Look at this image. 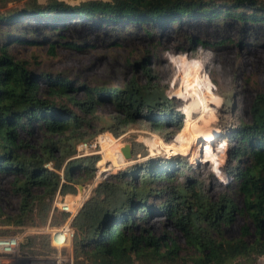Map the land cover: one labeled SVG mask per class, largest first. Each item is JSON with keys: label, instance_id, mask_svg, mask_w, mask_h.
I'll use <instances>...</instances> for the list:
<instances>
[{"label": "trees", "instance_id": "1", "mask_svg": "<svg viewBox=\"0 0 264 264\" xmlns=\"http://www.w3.org/2000/svg\"><path fill=\"white\" fill-rule=\"evenodd\" d=\"M12 1L0 0V9ZM216 1L222 0H92L73 7L48 0L46 7L36 9L37 1L33 0V6L24 13L55 22L79 16L98 25L226 18L244 23L264 22V0H225L221 4ZM18 18L0 14V22ZM30 42L8 32L0 36V181L4 176H12V192L20 199L15 214H6L0 208V226L9 229L44 226L49 222L51 226H60L68 220L66 213L61 220L50 217L54 199L58 192L63 197L77 195L79 185L94 180L101 157H75L79 145L94 140L100 133L108 131L118 138L143 120H148L155 132L167 131L173 126L175 130L170 135L174 136L183 130L181 113L173 108L150 68L142 66L145 85L139 84L136 78L120 88L76 85L70 78L53 77L48 72L40 74L28 61L17 60L9 53L12 44ZM41 75L49 82V95L39 86ZM80 92L83 96L78 98ZM109 102L114 104L115 114L107 118V124L98 132L95 123L105 119L98 115V108ZM225 104L228 107L229 101ZM251 117V124H241L228 138L230 143L236 142L234 147L230 144L228 159L236 164L231 167V173L236 174V192L244 198L242 210L228 195L213 200L198 181L174 180L188 167L183 158L174 162L150 159L96 186L72 221L75 264H135L137 261L232 264L238 260L256 264L259 257H264L263 93L255 97ZM34 126L43 130L47 138L40 154L26 155L21 152L28 147L21 133H30ZM228 140L221 130H210V148L216 165L226 158ZM48 165L53 169L47 168ZM161 181L171 184L158 188ZM153 198L165 201L157 206L151 202ZM157 213H164L166 220L180 231L193 256L182 257L183 249L172 237H156L146 230L139 232L140 224ZM237 215L246 217L253 225V240L247 225L240 237H225V228L232 225ZM18 232L21 231L4 230L0 235ZM39 245L52 251L50 236L42 240L28 236L22 251L45 255Z\"/></svg>", "mask_w": 264, "mask_h": 264}, {"label": "rangeland", "instance_id": "2", "mask_svg": "<svg viewBox=\"0 0 264 264\" xmlns=\"http://www.w3.org/2000/svg\"><path fill=\"white\" fill-rule=\"evenodd\" d=\"M36 1L37 5H34L36 9L48 5V0ZM57 1L75 7L92 0ZM216 2L221 4L225 0ZM33 4V0H14L1 8V15L5 17L15 15L19 18L16 21L0 22V36L8 32L25 40H32L30 43L12 44L9 53L17 60L28 61L36 72L40 74L48 72L53 77L70 78L76 85L85 83L92 87L120 88L132 78L145 85L147 80L142 66L148 67L156 76L159 86L164 88V94L171 100L173 108L181 113L182 132L188 127L186 108L197 99L194 91L197 84L204 83V86L219 98V102L212 107L210 113L212 115L207 116L208 119L213 116L214 119H211L214 121L203 123L202 120H198L197 125L205 129V134L194 143L188 153L169 154L167 147L162 143L174 146L181 133L170 135L175 130L173 126L167 131L155 132L148 120L129 128L118 138L107 131L100 133L94 140L83 143L87 148L78 150L76 159L98 155L101 160L96 165L97 173L94 180L79 185L77 195L63 197L64 202H68L76 210V216L100 182L132 166L143 165L150 159L159 158L170 162L183 158L188 167L174 180L198 181L213 200L228 195L239 209L244 208V198L236 192V174L231 173V167L236 164L228 159L230 144L234 147L236 142L234 140L230 143L228 138L241 124H251L253 101L258 94H264V22L244 23L226 18L216 21L185 19L178 23L166 24L98 25L91 19L79 16L55 22L49 18L29 15V12L24 13ZM51 45H54V49ZM39 86L49 95V82L43 79L42 75ZM82 96V92L77 95L78 98ZM226 100L229 101L228 107L225 104ZM114 114L115 107L112 102L100 106L98 115L105 119L95 123L96 131L100 132L107 118ZM212 128L221 130L225 140H228L226 158L222 157L224 160L217 165L210 148ZM46 136V133L37 126H34L30 133L22 132L21 139L28 147L21 152L26 155L40 154ZM107 137H112V142L106 141ZM126 145L133 149V157L129 161L122 154V148ZM117 154H122L123 162L119 163L116 160ZM12 183L13 177L9 175L0 181V208L6 214L17 213L20 204L19 197L12 192ZM170 184L161 181L157 187L165 188ZM176 184L175 182L174 185ZM164 201L163 198L151 199L157 206ZM62 214L56 209L52 217L61 220ZM245 225L250 228V240H253L254 227L242 215H237L232 225L225 228V237L227 239L240 237ZM47 226L48 224L25 227L21 232L27 233V238L37 236L42 240L44 236H50L45 233ZM4 230L20 229L0 226V231ZM141 230L149 231L156 237L165 235L172 237L183 249L180 254L182 257L193 256V251L186 248L183 235L166 220L164 213H157L145 223H141L139 232ZM50 247L52 251L48 252L43 245H39V249H43L41 251L45 252V255L54 253L51 244ZM135 264L151 263L137 261ZM232 264L245 262L238 260ZM256 264H264V257H259Z\"/></svg>", "mask_w": 264, "mask_h": 264}, {"label": "built area", "instance_id": "3", "mask_svg": "<svg viewBox=\"0 0 264 264\" xmlns=\"http://www.w3.org/2000/svg\"><path fill=\"white\" fill-rule=\"evenodd\" d=\"M86 148L87 145L83 144L78 147V150L82 151ZM47 168L53 169L52 165H48ZM56 209L61 213L69 214V218L60 227L52 228L50 222L46 227L45 233L50 235V244L54 249V253L45 256L24 253L22 245L27 239V233L18 232L12 235H0V264H74L72 221L76 216V210L72 208L71 204L64 202L63 196L59 192L53 202L51 218ZM22 230L25 229L21 228L20 231Z\"/></svg>", "mask_w": 264, "mask_h": 264}, {"label": "bare ground", "instance_id": "4", "mask_svg": "<svg viewBox=\"0 0 264 264\" xmlns=\"http://www.w3.org/2000/svg\"><path fill=\"white\" fill-rule=\"evenodd\" d=\"M194 91L197 94V99L194 104H191V106L186 108V121L188 127L183 132H181L174 146L165 145L161 142L164 147H167L169 154L174 155L180 152L188 153L192 149L194 143L205 134V129H202L199 127V125H197L198 120L200 119L203 121V123H205L214 119L212 118L213 116L211 117L212 119H208L207 116L213 110L212 107H215V104L219 102V98L210 92L209 89L204 86V83L197 84L194 88ZM213 121L214 120H212V122ZM111 138L107 137L106 141L112 142ZM116 160L119 163L123 162L122 154H117Z\"/></svg>", "mask_w": 264, "mask_h": 264}, {"label": "water", "instance_id": "5", "mask_svg": "<svg viewBox=\"0 0 264 264\" xmlns=\"http://www.w3.org/2000/svg\"><path fill=\"white\" fill-rule=\"evenodd\" d=\"M122 154L126 160H132L133 151L130 145H126L122 148Z\"/></svg>", "mask_w": 264, "mask_h": 264}]
</instances>
